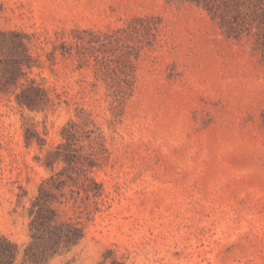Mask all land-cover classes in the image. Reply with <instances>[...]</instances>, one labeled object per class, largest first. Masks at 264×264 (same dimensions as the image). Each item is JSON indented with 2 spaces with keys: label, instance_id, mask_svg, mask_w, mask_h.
Masks as SVG:
<instances>
[{
  "label": "rangeland",
  "instance_id": "obj_1",
  "mask_svg": "<svg viewBox=\"0 0 264 264\" xmlns=\"http://www.w3.org/2000/svg\"><path fill=\"white\" fill-rule=\"evenodd\" d=\"M238 4L222 26L220 8L181 0H0V32L23 35L25 76L52 99L30 111L0 91V234L18 244L16 264H27L29 200L64 166L42 161L69 120L83 127L82 153H99L90 175L104 193L98 207L84 192L56 204L85 235L46 264H264V0ZM136 16L145 38L130 69L137 35L119 33L117 51L114 32ZM119 54L133 86L117 105L106 83ZM30 124L42 148L26 146Z\"/></svg>",
  "mask_w": 264,
  "mask_h": 264
},
{
  "label": "trees",
  "instance_id": "obj_2",
  "mask_svg": "<svg viewBox=\"0 0 264 264\" xmlns=\"http://www.w3.org/2000/svg\"><path fill=\"white\" fill-rule=\"evenodd\" d=\"M194 2L203 6L212 17L219 13L220 23L224 26L227 23L225 13L232 12L233 17L239 14V0L234 1V9L229 10V0H181ZM257 17L262 16L263 10H255ZM114 49L117 51L122 47L119 33L127 35L136 34L137 41L130 44L128 53V66L132 67L129 56H135L145 38V17H133L124 27L115 30ZM108 36V35H107ZM140 43V44H137ZM0 91L8 92L12 90L14 100L20 109L39 111L46 108L52 102L49 92L33 78H27L25 68L32 66L31 55L23 35L18 34L13 38H6L5 33L0 32ZM80 56L81 52H77ZM121 54L117 56L115 70L118 72V80L106 83L112 102L119 105L131 94L133 79L127 73L125 61L121 60ZM85 58L82 53L80 60ZM98 68L106 74L110 70L108 62L97 60ZM113 68V67H112ZM128 68V67H127ZM24 79V81H22ZM117 107V106H116ZM82 126L76 121L69 120L61 130L63 140L54 147L47 150L42 163L53 170L55 164L64 163L61 171L54 172L44 178L38 187L37 193L30 198L27 213L29 216L28 231L30 240L25 244L22 254V262L27 264H46L51 256L64 254L76 246L85 235V226L79 219L61 218L56 204H62L77 198L84 192L86 198L92 197L94 204L98 207V199H102L104 193L102 183L98 182L90 175L91 168L96 164L94 160L99 153L90 145L91 151L82 153L83 146L79 145L83 138ZM97 142V137L90 138ZM24 141L26 146H31L36 142L40 148L43 147L44 138L35 128L34 124L25 125ZM65 175V178H61ZM70 187V196L65 192L66 187ZM74 186L76 188H74ZM22 189V188H21ZM72 197V198H70ZM22 193L17 194V201L21 202ZM105 201V200H104ZM19 255L18 244L4 234H0V264H16Z\"/></svg>",
  "mask_w": 264,
  "mask_h": 264
}]
</instances>
